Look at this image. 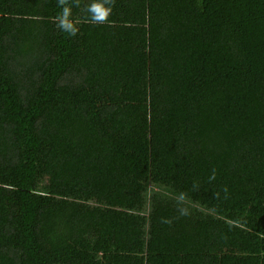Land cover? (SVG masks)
Returning <instances> with one entry per match:
<instances>
[{
	"label": "trees",
	"instance_id": "obj_1",
	"mask_svg": "<svg viewBox=\"0 0 264 264\" xmlns=\"http://www.w3.org/2000/svg\"><path fill=\"white\" fill-rule=\"evenodd\" d=\"M0 0V264H264V0Z\"/></svg>",
	"mask_w": 264,
	"mask_h": 264
},
{
	"label": "clouds",
	"instance_id": "obj_2",
	"mask_svg": "<svg viewBox=\"0 0 264 264\" xmlns=\"http://www.w3.org/2000/svg\"><path fill=\"white\" fill-rule=\"evenodd\" d=\"M74 6H80V0H73ZM57 6L61 9L59 14L55 17L56 27L67 33L69 37L77 36L79 27L71 19L72 4L70 0H57ZM115 6V0H91L84 11L87 13V22L92 25H103L109 22V16Z\"/></svg>",
	"mask_w": 264,
	"mask_h": 264
}]
</instances>
